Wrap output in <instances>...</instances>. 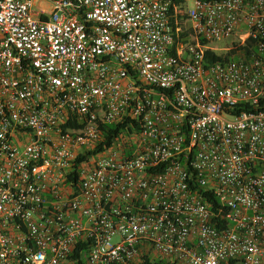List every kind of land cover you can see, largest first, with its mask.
<instances>
[{
	"label": "built area",
	"instance_id": "built-area-1",
	"mask_svg": "<svg viewBox=\"0 0 264 264\" xmlns=\"http://www.w3.org/2000/svg\"><path fill=\"white\" fill-rule=\"evenodd\" d=\"M75 253L264 264V0H0V264Z\"/></svg>",
	"mask_w": 264,
	"mask_h": 264
},
{
	"label": "trees",
	"instance_id": "trees-1",
	"mask_svg": "<svg viewBox=\"0 0 264 264\" xmlns=\"http://www.w3.org/2000/svg\"><path fill=\"white\" fill-rule=\"evenodd\" d=\"M177 2H182L183 0H176ZM248 52H246L247 54ZM232 54H234V51L232 50L230 53H226L223 57L217 55L216 53L210 51V50H207L206 51V57L207 58H210L211 60H220L221 58L227 60L229 56H231ZM122 126V125H110V126H107L108 128V136H106V139L101 142L97 149H100V148H104L106 146H108L112 140L114 139V137L116 136V134L118 133V128ZM72 259H74V264H83L82 261L79 259L78 257V254L75 253V255L72 257ZM142 264H152L148 261H143ZM153 264H160L158 262H155Z\"/></svg>",
	"mask_w": 264,
	"mask_h": 264
},
{
	"label": "rangeland",
	"instance_id": "rangeland-1",
	"mask_svg": "<svg viewBox=\"0 0 264 264\" xmlns=\"http://www.w3.org/2000/svg\"><path fill=\"white\" fill-rule=\"evenodd\" d=\"M188 6H190V3H187ZM114 241L116 240V238L113 239Z\"/></svg>",
	"mask_w": 264,
	"mask_h": 264
}]
</instances>
